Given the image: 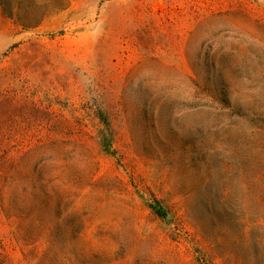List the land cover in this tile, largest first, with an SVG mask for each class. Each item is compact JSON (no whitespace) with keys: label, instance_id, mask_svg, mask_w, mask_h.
<instances>
[{"label":"rangeland","instance_id":"374dc122","mask_svg":"<svg viewBox=\"0 0 264 264\" xmlns=\"http://www.w3.org/2000/svg\"><path fill=\"white\" fill-rule=\"evenodd\" d=\"M248 108L264 0H0V264H264Z\"/></svg>","mask_w":264,"mask_h":264},{"label":"trees","instance_id":"16d2710c","mask_svg":"<svg viewBox=\"0 0 264 264\" xmlns=\"http://www.w3.org/2000/svg\"><path fill=\"white\" fill-rule=\"evenodd\" d=\"M214 99L220 103L221 107L228 106L231 107V102L230 99L228 97V92L225 91H221L220 94H218L217 96H214ZM224 103V104H223ZM250 115H249V114ZM248 113L247 114H239L241 116L246 117V119L251 123V128L249 130V134L251 139L253 138L255 140V137H260L262 135H264V112L260 111V109H250L248 108ZM264 139V137L262 138ZM252 144H255L254 141L252 140ZM252 157L255 160V152H253ZM257 158V157H256ZM253 192L255 194H258L261 196V199L259 200H253L252 201V211L257 207V206H264V187L263 189L259 186H254L253 187ZM255 214L256 218L253 219L252 221V225H251V239L253 241V244L251 246L252 249V257L254 259H258L257 256H259L258 251L259 246L258 244L260 243V234L257 232V227H262L264 228V215L262 213H260V211H257Z\"/></svg>","mask_w":264,"mask_h":264}]
</instances>
